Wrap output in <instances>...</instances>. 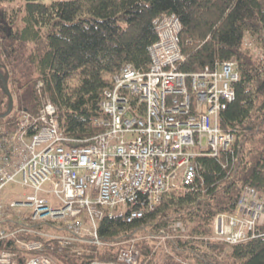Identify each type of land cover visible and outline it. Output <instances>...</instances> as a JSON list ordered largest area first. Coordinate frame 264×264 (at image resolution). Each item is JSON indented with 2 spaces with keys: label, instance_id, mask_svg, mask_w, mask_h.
I'll return each mask as SVG.
<instances>
[{
  "label": "trees",
  "instance_id": "16d2710c",
  "mask_svg": "<svg viewBox=\"0 0 264 264\" xmlns=\"http://www.w3.org/2000/svg\"><path fill=\"white\" fill-rule=\"evenodd\" d=\"M171 14L182 25L181 70L236 61V96L220 122L236 140L230 151L198 158L187 192L164 193L156 210L134 223L106 215L99 233L116 241L140 232L139 264H264V223L237 243L213 239L215 216L236 214L245 187L264 197V0H0V124L37 113L47 97L60 109L65 134L87 144L103 130L96 122L104 117L103 91L124 64L148 68L156 19ZM176 222L185 232L172 229ZM162 230L169 238L161 244L148 238ZM116 255L112 248L56 259L89 264Z\"/></svg>",
  "mask_w": 264,
  "mask_h": 264
},
{
  "label": "built area",
  "instance_id": "2783aa9c",
  "mask_svg": "<svg viewBox=\"0 0 264 264\" xmlns=\"http://www.w3.org/2000/svg\"><path fill=\"white\" fill-rule=\"evenodd\" d=\"M156 28L148 68L126 63L113 76L100 101L104 117L96 120L103 130L87 144L65 134L60 109L47 97L37 113L22 111L13 123L0 124V240L16 247L0 248V264H57V254L112 248L115 260L95 256L89 264H139L140 232L109 241L99 222L113 214L128 223L143 219L164 193L192 188L199 157L232 148L236 137L220 122L236 96V61L180 70V19L164 15ZM13 185L33 192L11 200L5 190ZM263 223L264 197L247 186L236 214L215 216L213 239L237 243ZM172 229L185 232L181 222ZM148 238L161 244L169 236L162 230Z\"/></svg>",
  "mask_w": 264,
  "mask_h": 264
},
{
  "label": "rangeland",
  "instance_id": "374dc122",
  "mask_svg": "<svg viewBox=\"0 0 264 264\" xmlns=\"http://www.w3.org/2000/svg\"><path fill=\"white\" fill-rule=\"evenodd\" d=\"M5 191H6L5 194L11 200H15V199L22 198L21 196H25V195L30 194V193L33 192L31 189H29V188H23V187H21L19 185L9 186V187H7V189ZM100 251H103V250H100Z\"/></svg>",
  "mask_w": 264,
  "mask_h": 264
},
{
  "label": "bare ground",
  "instance_id": "6f19581e",
  "mask_svg": "<svg viewBox=\"0 0 264 264\" xmlns=\"http://www.w3.org/2000/svg\"><path fill=\"white\" fill-rule=\"evenodd\" d=\"M0 248L5 249V250H9V251H15L16 250V247H15L12 240L11 241L10 240H7V241L0 240Z\"/></svg>",
  "mask_w": 264,
  "mask_h": 264
},
{
  "label": "water",
  "instance_id": "95a60500",
  "mask_svg": "<svg viewBox=\"0 0 264 264\" xmlns=\"http://www.w3.org/2000/svg\"><path fill=\"white\" fill-rule=\"evenodd\" d=\"M13 105V97H11V104H10V107H12Z\"/></svg>",
  "mask_w": 264,
  "mask_h": 264
}]
</instances>
